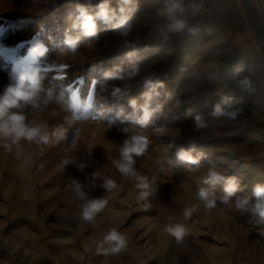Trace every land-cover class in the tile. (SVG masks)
Returning a JSON list of instances; mask_svg holds the SVG:
<instances>
[{
  "label": "rangeland",
  "instance_id": "obj_1",
  "mask_svg": "<svg viewBox=\"0 0 264 264\" xmlns=\"http://www.w3.org/2000/svg\"><path fill=\"white\" fill-rule=\"evenodd\" d=\"M98 2L86 5L90 12ZM77 3L84 0H0V91L24 61L28 45L4 47L39 34L48 52L31 67H39L45 86L55 85L65 100L43 112L24 111L29 120L46 121L50 135L58 127L67 130L51 146L22 142L33 156L31 165L0 148V264H264V221L223 204V183L213 189L216 208L206 211L201 204L183 220L184 208L200 204L195 193L211 188L205 180L212 163L239 179L233 205L264 183V24L252 0H204L201 13L189 20L199 33L185 31L167 39L155 31L163 0H132L124 5L133 17L127 37L97 21L96 37L83 40L75 53L61 54L65 34L79 31L72 28ZM119 6V0H110L117 12ZM129 52L135 53L130 59ZM133 64L139 69L135 76L129 74ZM61 65L68 67L61 71ZM118 67L124 69L120 76L106 78L105 72ZM59 75L66 79H55ZM245 77L250 90L236 83ZM145 78L160 83L154 90L146 88ZM70 87L78 93L77 112ZM145 92L152 93L147 106L153 116L142 124ZM90 94L91 107L84 112ZM224 97L240 99L233 105L241 109L235 119L209 115ZM134 98L135 110L129 104ZM197 115L206 127L196 128ZM136 133L149 141L144 155L134 157L135 169L149 184L150 195L143 201L136 199L140 190L134 182L112 163ZM192 144L194 156L204 154L197 171H189L176 156L177 148ZM65 159L75 163L60 170ZM77 164L86 167L80 171ZM96 172L100 175L93 177ZM69 178L78 180L89 198H108L94 222L77 219L82 201L68 189ZM105 178L118 187L108 192L102 187ZM170 223H186L180 242L161 233ZM114 226L127 236L126 250L102 255L98 248L106 246L104 236Z\"/></svg>",
  "mask_w": 264,
  "mask_h": 264
},
{
  "label": "clouds",
  "instance_id": "obj_2",
  "mask_svg": "<svg viewBox=\"0 0 264 264\" xmlns=\"http://www.w3.org/2000/svg\"><path fill=\"white\" fill-rule=\"evenodd\" d=\"M164 7L160 9L157 15L161 18V22L156 23L155 31L159 38L167 39L170 35L187 31L193 36L199 33V28L189 24V20L199 15L204 6V0H163ZM132 0H119V12L110 7V0H99L96 10L90 12L86 5H91L92 0H84V3H77L75 8V22L72 24L73 29H78L76 35L65 34L64 47L60 49L61 54L75 53L80 43L87 39L96 37L97 21L110 26L114 33L121 38L127 37L133 29V17L130 14L132 9L125 8L124 5H130ZM72 13L69 14V19ZM127 45V41H124ZM26 55L39 61L46 58L48 48L44 40L39 34H36L27 43ZM135 55L129 52L127 57L130 59ZM124 71L123 68H116L113 72H105L106 78L118 77ZM139 71L138 67L133 64L131 66L132 76ZM242 69L237 70V75ZM122 78V77H121ZM45 76L41 73L39 67L22 66L19 71L9 74L8 83L0 91V148L8 153H14L17 159L22 160V165H31L33 156L26 153L23 143L29 146L35 145H54L58 144L65 138L66 129L58 127L52 131L51 135L48 131L47 122H38L36 119L29 120L25 114V109L30 107L33 112H43L52 102L63 103L65 100L63 92L57 94L55 85L45 86ZM145 87L152 88L160 83L153 81L151 78H145ZM241 90H250V81L245 77L236 81ZM117 88L113 95L119 93ZM157 95H159L157 93ZM145 105H143V116L140 123L146 124L153 116V111L149 110L147 103L152 99L151 92L143 93ZM240 99H232L224 97L221 101L214 105L209 115L213 118L235 119L241 109L234 108V104H240ZM130 106L135 110L137 106L136 99L129 101ZM15 109L16 111H13ZM123 109H121V114ZM196 128L206 127L204 118L201 115L195 117ZM149 145L148 138L142 133L132 135L124 142L120 149V159L113 160L114 167L121 173L122 177L128 178L134 182V187L139 189L136 196L138 201L146 200L150 195L147 177L142 176L134 167V157L142 156L146 152ZM75 147V142H73ZM196 145L192 144L189 148H177L176 156L180 162L189 165V171H197L200 167L201 159L204 154L193 152ZM75 163L74 159H65L59 166L63 170L64 165ZM78 170L83 171L86 167L84 164L76 165ZM195 166V167H192ZM227 169H218L212 163L208 167L206 184L211 188H200L195 193V198L200 204H193L183 210V220L187 222L194 213L199 211L201 204L204 209L211 210L217 207V200L213 189L216 185L224 184V196L221 202L229 207H235L237 211L251 213L261 221H264V183L254 185L251 195L238 197L234 205L230 200L240 190V181L235 176H226ZM98 172L93 173V177H97ZM70 179L68 189L75 195V198L82 203L79 205L77 219L83 222L92 223L98 213L105 209L108 204V198H89L88 194L82 189L81 183L76 179ZM102 187L108 192L118 187L117 183L111 178H105ZM115 219V217L113 218ZM188 228L186 223H170L161 227V233L167 234L180 242L186 235ZM128 244L127 236L119 230L118 227H111L104 236L102 245L98 248V253L102 255H115L122 250H126Z\"/></svg>",
  "mask_w": 264,
  "mask_h": 264
},
{
  "label": "snow or ice",
  "instance_id": "obj_3",
  "mask_svg": "<svg viewBox=\"0 0 264 264\" xmlns=\"http://www.w3.org/2000/svg\"><path fill=\"white\" fill-rule=\"evenodd\" d=\"M28 42H29V40H25V41L19 42L14 48H8V47H4V48H5V50H15L16 48H22ZM29 58H31V57L26 56L24 58V61H22L20 65H18L16 68L13 69V72L19 71L22 66H28L30 68L31 63H35L36 61L33 58H31V59H29ZM67 67H68V65H61L60 70L61 71L66 70ZM55 79L63 80V79H66V76L65 75H59V76H56ZM94 86H95V82L93 81L91 86H90L91 89H93V91H94ZM69 92H70V97H71V102H72V109L74 112H77L80 110V101H79L78 93L76 91H73L71 87L69 88ZM92 99H93V95L90 94L87 97V103L84 105V108H83L84 112H87L89 110V108L91 107Z\"/></svg>",
  "mask_w": 264,
  "mask_h": 264
},
{
  "label": "built area",
  "instance_id": "obj_4",
  "mask_svg": "<svg viewBox=\"0 0 264 264\" xmlns=\"http://www.w3.org/2000/svg\"><path fill=\"white\" fill-rule=\"evenodd\" d=\"M252 3L264 24V0H252Z\"/></svg>",
  "mask_w": 264,
  "mask_h": 264
}]
</instances>
